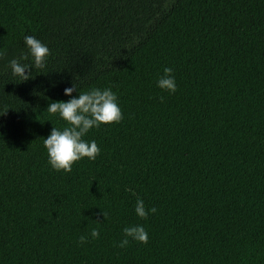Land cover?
<instances>
[{"label": "trees", "instance_id": "16d2710c", "mask_svg": "<svg viewBox=\"0 0 264 264\" xmlns=\"http://www.w3.org/2000/svg\"><path fill=\"white\" fill-rule=\"evenodd\" d=\"M25 35L51 55L17 82ZM0 52V264H264V0H0ZM72 83L123 119L65 173L43 140ZM134 224L148 242L118 247Z\"/></svg>", "mask_w": 264, "mask_h": 264}, {"label": "clouds", "instance_id": "9594fccd", "mask_svg": "<svg viewBox=\"0 0 264 264\" xmlns=\"http://www.w3.org/2000/svg\"><path fill=\"white\" fill-rule=\"evenodd\" d=\"M23 40L27 52H22L18 58L8 62L12 75L18 77L17 82L33 78V70L45 69L51 55L48 46L35 36L25 35ZM0 55L3 53L0 52ZM38 73L45 72L38 71ZM156 86L169 94L177 90L171 67L163 68V74L156 80ZM74 91L78 92L75 96L72 95ZM63 92L69 99L52 100L46 110L50 114L58 115L67 126L62 129L53 126L47 137H44L43 144L47 150V162L51 168L67 173L72 171L75 162L85 157L95 160L100 154L101 149L96 141L85 139L90 130L99 128L101 124L119 123L123 119V114L117 94L110 87H89L85 91H78L76 85L72 83L71 86L65 87ZM156 211L155 207L146 209L144 200L137 197L134 212L139 218L146 219L150 213ZM122 232L124 235L118 247L128 245L129 238L139 243L148 242V233L142 224L125 226ZM99 235L97 228L91 229V238H98ZM87 239L88 237L81 235L79 242L83 244Z\"/></svg>", "mask_w": 264, "mask_h": 264}]
</instances>
